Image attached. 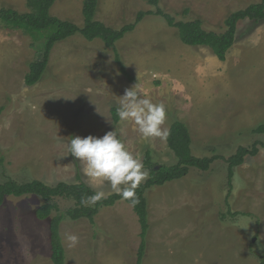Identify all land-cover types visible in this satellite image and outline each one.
Listing matches in <instances>:
<instances>
[{
  "label": "rangeland",
  "instance_id": "1",
  "mask_svg": "<svg viewBox=\"0 0 264 264\" xmlns=\"http://www.w3.org/2000/svg\"><path fill=\"white\" fill-rule=\"evenodd\" d=\"M260 2L161 0L160 8L176 21L201 20L206 31L223 33L229 15ZM6 8L26 13L27 0H0V10ZM156 11L143 0H100L96 20L120 30L134 24L140 12ZM51 12L84 26L83 0H58ZM115 49L133 81L121 72L114 49L77 34L55 45L44 78L28 87L25 77L30 64L42 59L45 42L0 19V184L9 179L73 184L79 171L88 186L111 195L107 182L89 181L68 144L76 136L102 137L114 130L143 165L148 151L158 166L176 164L167 140L143 139L131 121L114 123L112 109L125 89L137 85L139 95L164 104V128L169 131L176 120L190 127L195 156L224 158L207 172L192 168L183 179L148 191L143 264H260L264 149L235 169L233 188L225 159L241 146L264 142V134L252 133L264 124V21L238 24L224 62L208 47L184 45L178 30L156 15H147ZM144 170L148 179L150 171ZM54 201L62 211L75 205ZM43 203L35 195L8 197L0 207V264H53L50 222L36 217ZM61 234L66 264H137L141 227L124 201L102 209L94 223L64 221ZM69 235L79 238L75 246Z\"/></svg>",
  "mask_w": 264,
  "mask_h": 264
},
{
  "label": "trees",
  "instance_id": "2",
  "mask_svg": "<svg viewBox=\"0 0 264 264\" xmlns=\"http://www.w3.org/2000/svg\"><path fill=\"white\" fill-rule=\"evenodd\" d=\"M57 1L27 0L28 12L26 13H21L13 8L0 10V19L7 26L23 30L35 42L42 40L45 42V52L42 59L30 64L29 73L25 77V83L28 87L37 85L44 78L50 62V55L55 45L77 34H80L89 42L99 39L106 48L114 49L116 62L120 66L121 72L130 81H133L134 79L128 73L115 48L116 44L128 33L133 32L147 15H156L164 18L169 27L178 30L180 40L184 45L208 47L222 62L226 61L229 51L236 42L238 24L240 22L249 20L260 23L264 21V0L229 15L225 21L226 31L223 33L206 31L201 20L176 21L173 16L165 13L160 8L161 0H143L149 5L156 7L157 11L140 12L134 24L115 30L96 20L100 0H83L84 26L81 28L71 21L62 20L52 15L51 10ZM3 111L4 108H0V116ZM112 114L114 123L118 125L120 121L116 107L112 109ZM252 133L264 134V124L253 129ZM166 140L168 147L174 152L178 160L177 163L172 166L161 165L157 169L158 165L153 163L152 154L148 151L144 159V166L150 171V176L136 189L139 203L133 209L141 227V244L137 255V264H143L146 257L147 238L150 230L148 191L154 187L164 186L167 183L183 179L192 168L207 172L216 160H224V158L219 156L211 158L194 156L191 148L193 140L190 127L182 121L176 120L173 122ZM261 149H264V142H255L250 147H239L232 156L225 159L228 164L230 188H233L232 179L235 175V169L242 166L248 157L258 156ZM2 160L3 158H0V163ZM77 180L73 184L60 182L55 186H49L39 180L20 183L12 179L0 184V207L4 205L8 197L35 195L43 199L44 203L36 210V217L39 220H49L50 222L49 231L53 264H66V250L61 234V225L64 221L78 222L87 219L94 223L96 216L102 209L114 207L119 202L124 201L119 194L113 193L105 196L103 200L95 205H84L81 203V198L92 196L96 191L82 181L79 171ZM55 199L71 200L75 205L66 211H62L58 204L55 203ZM124 202L130 204L129 201ZM233 215L236 216L237 214L234 213ZM260 264H264V256L261 257Z\"/></svg>",
  "mask_w": 264,
  "mask_h": 264
},
{
  "label": "clouds",
  "instance_id": "3",
  "mask_svg": "<svg viewBox=\"0 0 264 264\" xmlns=\"http://www.w3.org/2000/svg\"><path fill=\"white\" fill-rule=\"evenodd\" d=\"M137 85L125 89L119 98L117 116L119 121H131L143 139L160 138L166 140L168 130L164 128L166 109L162 103H153L145 98ZM68 150L71 156L84 165L83 173L91 183H105L130 206L139 203L136 189L147 179L142 159L131 154L117 130L109 131L102 137L79 136L70 139ZM105 198L103 191H97L92 196L81 198L84 205H95ZM70 246H75L79 238L76 235L66 237Z\"/></svg>",
  "mask_w": 264,
  "mask_h": 264
},
{
  "label": "crops",
  "instance_id": "4",
  "mask_svg": "<svg viewBox=\"0 0 264 264\" xmlns=\"http://www.w3.org/2000/svg\"><path fill=\"white\" fill-rule=\"evenodd\" d=\"M192 140H193V139H192ZM192 144H193L192 146L194 147V142H192ZM192 146H191V148H192ZM193 152H194V148H193ZM193 152H192V153H193ZM193 155H194V153H193ZM194 156H195V155H194ZM196 157H197V156H196ZM199 158H204V157H199ZM209 158H211V157H209Z\"/></svg>",
  "mask_w": 264,
  "mask_h": 264
},
{
  "label": "water",
  "instance_id": "5",
  "mask_svg": "<svg viewBox=\"0 0 264 264\" xmlns=\"http://www.w3.org/2000/svg\"><path fill=\"white\" fill-rule=\"evenodd\" d=\"M157 169L159 168V166L156 167Z\"/></svg>",
  "mask_w": 264,
  "mask_h": 264
}]
</instances>
